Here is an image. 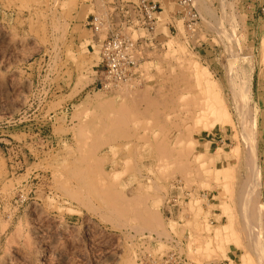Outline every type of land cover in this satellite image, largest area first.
I'll list each match as a JSON object with an SVG mask.
<instances>
[{"label":"rangeland","instance_id":"rangeland-1","mask_svg":"<svg viewBox=\"0 0 264 264\" xmlns=\"http://www.w3.org/2000/svg\"><path fill=\"white\" fill-rule=\"evenodd\" d=\"M110 1L0 0V264H264V0H196V49L162 0L168 50L104 91Z\"/></svg>","mask_w":264,"mask_h":264},{"label":"built area","instance_id":"built-area-1","mask_svg":"<svg viewBox=\"0 0 264 264\" xmlns=\"http://www.w3.org/2000/svg\"><path fill=\"white\" fill-rule=\"evenodd\" d=\"M175 10L170 12L175 21L165 25L170 36L180 24L187 45L193 49L204 43V19L196 0H170ZM259 17H264L260 7ZM166 8L162 0H111L104 14L87 17L94 35H106L100 44L99 86L104 91L121 87H138L143 83L142 67L148 56L168 50L169 36L162 30ZM94 51L95 46H91Z\"/></svg>","mask_w":264,"mask_h":264},{"label":"bare ground","instance_id":"bare-ground-1","mask_svg":"<svg viewBox=\"0 0 264 264\" xmlns=\"http://www.w3.org/2000/svg\"><path fill=\"white\" fill-rule=\"evenodd\" d=\"M202 74H204V75H207V73L205 74V71H203L202 73H200V75L202 76ZM203 77V76H202ZM205 77V76H204ZM198 78H199V76H198ZM212 87H213V85H211ZM210 86V87H211ZM221 109V108H220ZM223 109V108H222ZM212 110V109H211ZM218 110V109H217ZM218 112V111H217ZM213 118V117H212ZM220 120V119H219ZM206 121V120H205ZM221 122V121H220ZM215 124V123H214ZM222 125H223V123H221ZM104 125H110V123L108 122V120H106L105 121V124ZM210 126H211V124H210ZM213 126V125H212ZM228 170V169H227ZM225 174H227V171L225 170ZM228 175V174H227ZM249 195V194H248ZM250 207V206H249ZM253 207V206H252ZM245 208V207H244ZM251 212H253V211H251ZM255 213V212H254ZM259 213V212H258ZM251 214V213H250ZM263 217V216H262ZM257 218V217H256ZM259 218H261V216H260V214H259ZM263 222V221H262ZM262 222H260V223H262ZM264 224V223H263ZM262 224V225H263ZM264 226V225H263ZM260 228V227H259ZM264 231V230H263ZM264 246V245H263ZM245 262L243 263V264H245V263H249L247 260H244ZM251 263V262H250Z\"/></svg>","mask_w":264,"mask_h":264},{"label":"crops","instance_id":"crops-1","mask_svg":"<svg viewBox=\"0 0 264 264\" xmlns=\"http://www.w3.org/2000/svg\"><path fill=\"white\" fill-rule=\"evenodd\" d=\"M221 142V141H220ZM177 199H179V197L178 196H173V202H175L176 203V200ZM172 202V200L170 201V203H173ZM174 206H175V204H172L171 206H169V208L171 209V207H173L174 208ZM172 210V209H171ZM172 213V212H171Z\"/></svg>","mask_w":264,"mask_h":264}]
</instances>
